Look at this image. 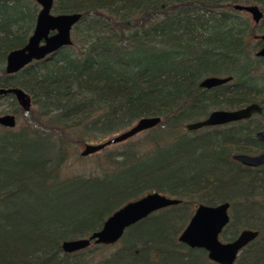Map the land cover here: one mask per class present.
<instances>
[{"label": "trees", "instance_id": "trees-1", "mask_svg": "<svg viewBox=\"0 0 264 264\" xmlns=\"http://www.w3.org/2000/svg\"><path fill=\"white\" fill-rule=\"evenodd\" d=\"M233 3L257 5L260 24L240 19ZM36 12L33 0H0V87L31 96L18 129L0 126V264H215L176 237L197 203L221 201L231 209L223 239L238 227L258 231L233 264H264V165L231 158L264 148L255 138L260 117L184 128L213 109L264 103L262 42L249 43L255 29L264 32V0H53V13L81 14L71 44L7 75L5 54L25 43ZM206 76L231 79L207 89L199 86ZM144 116L161 120L136 143L105 152L100 173L60 177L67 138L101 139ZM152 191L180 202L112 245L62 252L63 240L87 237Z\"/></svg>", "mask_w": 264, "mask_h": 264}, {"label": "water", "instance_id": "water-1", "mask_svg": "<svg viewBox=\"0 0 264 264\" xmlns=\"http://www.w3.org/2000/svg\"><path fill=\"white\" fill-rule=\"evenodd\" d=\"M38 5L33 27L25 43L9 50L4 57V73L13 74L32 61L43 59L60 47L71 44V30L81 17L79 12L53 13V0H33ZM232 9L244 11L251 17L253 23H258L262 12L255 4L233 3ZM263 45L255 52L256 56L264 59V32L258 35ZM230 80V77L207 76L200 80L199 86L210 88ZM11 94L21 111L30 108V96L19 87H0V95ZM252 114L259 115L263 124L255 133L257 140L264 143V105L255 102L232 110L214 109L200 120L187 122L186 130H195L201 127L222 125L229 122L249 118ZM161 118L159 116H144L135 120L130 126L98 143H86L80 151V156L95 153L104 147L127 140L135 134L155 127ZM16 125L15 115L4 113L0 115V126L13 128ZM232 159L238 163L257 167L264 164V150L257 154L236 153ZM179 199L169 197L156 191L125 202L111 212L103 221L99 229L91 232L87 237L63 240L60 248L63 252H73L94 244L110 245L122 235L124 229L146 217L148 214L178 204ZM228 202L216 205L199 203L193 209L185 226L177 236V241L188 248L202 249L209 261L216 264H233L239 250L248 242L256 238L257 230L244 228L230 241L222 242L218 235L228 222Z\"/></svg>", "mask_w": 264, "mask_h": 264}, {"label": "rangeland", "instance_id": "rangeland-1", "mask_svg": "<svg viewBox=\"0 0 264 264\" xmlns=\"http://www.w3.org/2000/svg\"><path fill=\"white\" fill-rule=\"evenodd\" d=\"M34 4H35V7H36V11H37L38 10V5H36L35 2H34ZM237 15H238V17L240 19L247 18L248 21L252 25H254V23L252 22L251 17H250V15L248 13H246L244 11H240V12L237 13ZM127 16L128 15H126L125 13H123V15H122L123 18L124 17L126 18ZM130 17L131 16H128V18H130ZM258 24H260V20H259V23H257V25ZM71 32H72V30H71ZM261 33H263V30H259L258 31V30L255 29L254 35L249 37V43L253 44V43H255L256 40H259L258 39V35L261 34ZM72 38H73V36H72V33H71V41H72ZM256 71H257V73H258L257 75H258V77L260 79L261 76L264 75V66L263 65L260 66ZM257 84H256L257 86L264 87V79L262 78V79L258 80ZM262 97L263 96H260L259 99L261 100ZM4 113H12V114L15 115L16 126L13 129H18L23 124V120H24L23 114H21L20 108L16 104L15 100L13 99V97L12 98L11 97H6V98H1L0 99V115L4 114ZM125 128H127V127H125ZM121 130H123V129H120V130L116 131L115 133L106 134L101 139H91L90 141H87V142H84V143H74V141H72L70 138H67V140H66V143H68V145H67V157L65 158V160L63 161V163H62V165H61V167L59 169L58 174L60 175V177H67V176H70V175H78V174H81V175H90L91 174V175H93V174L100 173L101 170L103 168H105L106 165H107V163L104 160V155L103 154L105 152H114L115 150H119V144L121 142L108 145V146L104 147L103 149H101V150H99V151H97L95 153H92L90 155H87V156H80L79 153L82 150L84 144H86V143H93L94 144V143L102 142V141L110 138L111 136L115 135L116 133L120 132ZM144 132L145 131H141V132L135 134L134 136L128 138L127 140H132L134 143H136V141H138V140L143 138V136L145 134ZM73 134H75V133H73ZM148 146H149V143L145 142V143H143L140 146L139 149L142 152ZM82 205H86V203H83ZM74 207L77 208L79 206H74ZM228 212H229V215H231L230 207H229ZM241 228H243V227H238L237 228V232ZM179 233H178V235H179ZM176 240H177V237H176ZM91 245H94V244H91ZM110 245H112V244H110ZM105 253H106L105 251H103V252L101 251L97 255V257H100V256L104 255Z\"/></svg>", "mask_w": 264, "mask_h": 264}, {"label": "flooded vegetation", "instance_id": "flooded-vegetation-1", "mask_svg": "<svg viewBox=\"0 0 264 264\" xmlns=\"http://www.w3.org/2000/svg\"><path fill=\"white\" fill-rule=\"evenodd\" d=\"M258 23H259V22H258ZM254 24H255V23H254ZM256 24H257V23H256ZM261 42H262V41H261ZM262 45H263V42H262ZM262 45H261V46H262ZM261 46H260V47H261ZM260 47H259V48H260ZM259 48H258V49H259ZM258 49H257V50H258ZM257 50H256V51H257ZM256 51H255V52H256ZM255 56H256V55H255ZM258 57H259V56H258ZM260 58H261V57H260ZM262 59H263V58H262ZM263 61H264V59H263ZM263 66H264V64H263ZM3 70H4V65H3ZM206 77H207V76H206ZM218 77H222V76H218ZM223 77H227V76H223ZM229 77H230V76H229ZM203 78H204V77H203ZM203 78H202V79H203ZM230 79H231V77H230ZM229 81H230V80H229ZM227 82H228V81H227ZM225 83H226V82H225ZM222 84H223V83H222ZM202 88H204V87H202ZM210 88H211V87H210ZM207 89H208V88H207ZM253 102H255V103L259 104V105H264V103H259L258 101H253ZM250 103H251V102H250ZM247 104H249V103H247ZM245 105H246V104H245ZM243 106H244V105H243ZM240 107H242V106H240ZM240 107H237V108H240ZM237 108H233V109H237ZM220 109H224V108H220ZM213 110H214V109H213ZM224 110H232V109H224ZM211 111H212V110H211ZM208 113H209V112H208ZM253 115H257V114H252L251 116H253ZM251 116H250V117H251ZM257 116H259V115H257ZM205 117H206V116H205ZM250 117H249V118H250ZM259 117H260V116H259ZM202 119H203V118H202ZM246 119H248V118H246ZM260 119H261V122H262V124H263V120H262L261 117H260ZM198 120H200V119H198ZM242 120H245V119H242ZM195 121H196V120H195ZM238 121H240V120H238ZM235 122H236V121H235ZM229 123H231V122H229ZM226 124H228V123H226ZM222 125H225V124H222ZM214 126H219V125H214ZM261 126H262V125H261ZM206 127H209V126H206ZM201 128H202V127H201ZM198 129H199V128H198ZM195 130H196V129H195ZM258 130H260V129H258ZM258 130H257V131H258ZM188 131H190V130H188ZM257 131H256V132H257ZM256 132H255V133H256ZM255 138H256V137H255ZM256 140H257V139H256ZM257 141H259V140H257ZM259 142H261V141H259ZM261 143L264 145L263 142H261ZM263 150H264V148H263L261 151H263ZM261 151H259V152H261ZM259 152H257V153H259ZM257 153H254V154H257ZM233 154H236V153H232V154H231V158H232V155H233ZM246 154H248V153H246ZM232 160H233V159H232ZM234 161H235V160H234ZM236 162H237V161H236ZM237 163H238V162H237ZM239 164H240V163H239ZM241 165H242V164H241ZM263 165H264V164H263ZM243 166H244V165H243ZM260 166H262V165H260ZM247 167H248V166H247ZM257 167H259V166H257ZM221 202H228V201H221ZM221 202H217V203H215V204H213V205H216V204L221 203ZM197 204H199V203H197ZM197 204H196V205H197ZM202 204H203V203H202ZM175 205H176V204H175ZM196 205H195V207H196ZM206 205H209V204H206ZM195 207H194V208H195ZM229 207H230V205H229V202H228V208H227L228 221H229V219H230V215H229V212H228ZM194 208H193V209H194ZM192 212H193V211H192ZM227 224H228V222L223 226V228L221 229V231H220V233H219V235H218L219 240H221L222 242H226V241H230V240L234 239V238L236 237V235L239 233V231H240L241 229H244V228H241V229L235 234V236H234L233 238L228 239V240H225V239H223V238L221 237V233L224 231V229L226 228V225H227ZM184 226H185V225H184ZM248 229H251V228H248ZM253 230H255V229H253ZM257 232H258V231H257ZM257 236H258V234H257ZM257 236H256V238H257ZM221 238H222V239H221ZM256 238H255V239H256ZM223 240H224V241H223ZM253 240H254V239H253ZM253 240H252V241H253ZM116 242H117V241H116ZM250 242H251V241H250ZM250 242H248L247 244H249ZM247 244H246V245H247ZM246 245H245V246H246ZM245 246H244V247H245ZM244 247H242V248H244ZM242 248L239 250L238 254L240 253V251L242 250ZM201 250H202V249H201ZM203 251H204V250H203ZM204 252H205V251H204ZM238 254H237V256H238ZM205 255H206V253H205ZM237 256H236V258H237ZM206 258H207V257H206ZM236 258H235V259H236ZM234 261H235V260H234ZM233 263H234V262H233ZM215 264H216V263H215Z\"/></svg>", "mask_w": 264, "mask_h": 264}, {"label": "bare ground", "instance_id": "bare-ground-1", "mask_svg": "<svg viewBox=\"0 0 264 264\" xmlns=\"http://www.w3.org/2000/svg\"><path fill=\"white\" fill-rule=\"evenodd\" d=\"M21 69H22V68H21ZM18 71H19V70H18ZM216 86H217V85H216ZM213 87H214V86H213ZM19 88H20V87H19ZM26 93H27V92H26ZM27 94H28V93H27ZM28 95H29V94H28ZM29 96H30V95H29ZM30 104H31V96H30ZM15 126H16V125H15ZM15 126H14V127H15ZM14 127H13V128H14ZM122 142H123V141H122ZM168 207H169V206H168ZM165 208H166V207H165ZM162 209H163V208H162ZM159 210H160V209H159ZM156 211H157V210H156ZM154 212H155V211H154ZM152 213H153V212H152ZM150 214H151V213H150ZM148 215H149V214H148ZM148 215H147V216H148ZM147 216H146V217H147ZM144 218H145V217H144ZM142 219H143V218H142ZM142 219H140V220H142ZM140 220H139V221H140ZM137 222H138V221H137ZM135 223H136V222H135ZM133 224H134V223H133ZM133 224H131V225H133ZM131 225H130V226H131ZM128 227H129V226H128ZM128 227H126V228L124 229V231H125ZM124 231H123V233H124ZM123 233H122V235H123ZM122 235H121V236H122ZM120 238H121V237H120ZM120 238H119V239H120ZM119 239H118V240H119ZM118 240H117V241H118ZM91 244H94V243L90 242L89 245L86 246V247H89ZM94 245H99V244H94ZM86 247H84V248H86ZM84 248H82V249H84ZM82 249H79V250H82ZM79 250H76V251H79ZM76 251H73V252H76ZM73 252H65V253H73Z\"/></svg>", "mask_w": 264, "mask_h": 264}]
</instances>
